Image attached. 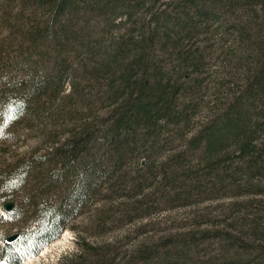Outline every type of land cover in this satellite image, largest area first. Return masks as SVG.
<instances>
[{
    "label": "rangeland",
    "instance_id": "374dc122",
    "mask_svg": "<svg viewBox=\"0 0 264 264\" xmlns=\"http://www.w3.org/2000/svg\"><path fill=\"white\" fill-rule=\"evenodd\" d=\"M110 1L107 6L80 3L83 9L64 22L62 36L58 32L56 40L44 36L36 42V76L39 85L45 84L41 92L55 94L45 104L48 129L74 134L88 127L93 154L88 164L79 161L73 173L66 170L56 179L58 166L46 160V138L38 130L22 135L17 126L16 144L5 145L3 157L11 160L25 151L30 178L16 196L19 227H0L6 235L23 229L25 204L46 192L69 217L58 238L20 264H63L76 255L77 263L84 264H264V99L253 98V88L244 94L247 67L254 65V72L257 61L264 60V32L258 31L262 17L238 7L221 23L214 15L204 22V13L185 9L183 3L189 17L174 11L176 0H131L134 14L129 16ZM219 2L226 6L225 0ZM23 5L21 0H0V32L6 28L13 37L12 22L14 16H24ZM66 10L55 16V23L62 22ZM28 12L42 32L49 22L47 10L39 5ZM114 43H124L122 54L131 48L132 62L134 47L149 45L145 52L153 65L143 71L131 62V83L161 76L165 90L158 106L171 92L172 111L110 156L105 142L116 105L109 79L111 72L118 73L111 71L112 63L101 64V52ZM3 44L10 47L7 40ZM188 53L193 59L183 57ZM56 66L61 71L69 67L62 86L52 71ZM18 67L26 77L24 66ZM233 115L239 120L230 127ZM6 161L2 171L10 167ZM100 170L98 176L90 174ZM75 191L82 194L81 202Z\"/></svg>",
    "mask_w": 264,
    "mask_h": 264
},
{
    "label": "trees",
    "instance_id": "16d2710c",
    "mask_svg": "<svg viewBox=\"0 0 264 264\" xmlns=\"http://www.w3.org/2000/svg\"><path fill=\"white\" fill-rule=\"evenodd\" d=\"M21 1L24 4V16L23 14L17 17L14 16L15 20L10 16V21L14 20L12 22L13 30L11 29L14 34L13 37H10L11 31L6 28L0 32V165L3 164L2 160H7L6 163L10 166L6 171H2L0 167V209L5 212V215H2L0 212V224L2 226L3 224L6 225V229L13 228L14 225L19 227L22 214H19L16 196L18 190L23 187L22 184L24 183L25 185L30 178L29 172L31 167L29 165L30 162L26 160L25 151L18 152L17 155L12 156L11 160L3 157V154L7 152L5 148L9 149L11 145L16 144L12 140V136L17 133L16 128L18 125L20 126V131H22V135H26V131L38 130L40 135L46 138L49 144L46 151L48 155L46 160H51V164L58 166L54 173L56 179L60 178L59 173H63L66 170L69 171L71 169L69 172L73 173L79 161H85V164H88L93 154V136L88 127L81 128L74 134L56 133V131H53V133L48 129L49 124L47 119L49 113L44 111L46 109L45 104L47 100L52 102L55 94L51 96L45 91L41 92L45 84L39 85V79L36 76L38 70V60L36 58L39 55L37 54L38 51H36V42L43 39L44 36L56 40V38H59L57 37L58 32L62 36L66 31V24L64 22L68 23L70 19L76 17L78 11L83 9L80 3L86 0ZM88 1L92 3L98 1L101 3L100 5L107 6V0ZM155 1L157 0H144V3L154 4ZM110 2L115 5L117 4L116 6L126 11L129 16L134 14L133 5L131 6L130 4L131 0H111ZM176 2L179 7L176 8V6L174 11H178L183 17H189L190 12L183 10L180 6V3H183V8L185 9L186 7H190L191 10L204 13V22L212 19L214 15V20L221 23L224 20V15L229 19L238 7L241 11L246 9L249 14L258 13L262 17L260 19L261 24L260 22L258 23V31L261 34L264 32V27H262L264 25V0H225V7L220 4L219 0H176ZM39 5L43 7V10H47V22L49 20L48 25L43 27L42 32H40V29L34 25L28 16L30 12H28V8L34 12ZM63 8H67V10L62 22L55 23V16ZM134 8L137 9V7ZM220 11L224 12L220 13ZM2 18L0 16V19ZM238 19H240L239 15ZM47 26H50L49 30H47ZM145 32L142 31L141 34L143 35ZM6 40L10 43L9 48L3 47V43H6ZM12 40L16 41V45L12 44ZM123 45L124 43H114L112 46L106 45L101 52V64L108 66L107 63H112L114 70L111 67V71L118 73L113 74L118 77L117 81V79H113L112 72L109 70L111 72L109 94L113 98L115 97L113 106L116 105L113 109V120L109 126L111 133L109 139L105 142V149L111 147V151H108L110 156L113 153H118L126 145L128 146L138 132L147 131L149 126L154 127L158 119L162 118L160 116H164L166 113L172 111L170 107L171 92H168L167 99H163L161 106H158L159 100L162 99L160 93H163L165 90V85H162L161 76L151 75L152 77H150L147 74L150 80L145 79L131 83V69L133 68L131 65V48L124 49L122 54ZM70 46L74 48L73 44ZM146 48L149 49V45L141 46L138 43L132 50V55L136 56L132 63H135L134 66L139 67L143 71L149 70L153 65L149 55L145 52ZM183 57L185 59H193V56H189V53L186 57ZM257 64L259 66L254 72V65L247 67L249 83L244 94L250 93L252 88L256 89L257 93L252 96L258 99L261 97L259 99L261 101L264 99V60L261 61L259 59ZM21 65L27 70L26 77L24 75L25 71L18 67ZM28 71H31V73ZM52 71L55 77L57 75L60 76L58 80L59 86H62L69 78V67L61 71V67L56 66ZM252 72L254 73L253 75ZM98 73L99 71L95 72V74ZM49 74L53 78L52 74ZM23 79L25 82L18 83L19 80ZM49 81L55 82L52 79ZM117 82L118 87L114 89ZM52 88H54V85ZM60 92L61 88H58L56 94ZM124 92H128L127 95L121 96ZM119 98H124L125 100L123 102L119 101V103L117 101ZM154 112L159 113L153 117L152 114ZM228 119L230 127H234L236 121L239 120L238 115L230 116ZM150 137L154 138V133L149 135ZM253 156V154L250 156L251 159ZM117 170L114 172L113 168L112 173L115 174ZM90 174L98 176L101 174V170ZM78 194L76 195V200L81 202L83 200L82 194L81 196ZM48 195L49 193L46 192L43 197L36 196L35 201L25 204L23 212L27 223L19 231L16 239L7 241L6 237L8 235L5 234L6 229L0 227V260H4L6 264H20L26 255L38 253L45 244L58 238L61 228L65 227L68 222V212L64 207L63 211L61 208H56L57 206L53 204V200ZM8 202L13 203V208L6 211L4 206ZM77 256L79 255L70 258L69 261L63 264H84V262L77 263ZM89 264H101V260H96Z\"/></svg>",
    "mask_w": 264,
    "mask_h": 264
},
{
    "label": "water",
    "instance_id": "95a60500",
    "mask_svg": "<svg viewBox=\"0 0 264 264\" xmlns=\"http://www.w3.org/2000/svg\"><path fill=\"white\" fill-rule=\"evenodd\" d=\"M11 206H12V203H9V202L6 203V204H5V210H10ZM17 236H18V233L11 234V235H9V236L6 238V240H7V241H12V240L16 239Z\"/></svg>",
    "mask_w": 264,
    "mask_h": 264
},
{
    "label": "bare ground",
    "instance_id": "6f19581e",
    "mask_svg": "<svg viewBox=\"0 0 264 264\" xmlns=\"http://www.w3.org/2000/svg\"><path fill=\"white\" fill-rule=\"evenodd\" d=\"M9 203H12V202H9ZM13 208V203H12V206H11V208H10V210ZM4 209H5V206H4ZM1 210V209H0ZM7 211V210H6ZM1 214L2 215H5V212L3 211V212H1Z\"/></svg>",
    "mask_w": 264,
    "mask_h": 264
}]
</instances>
